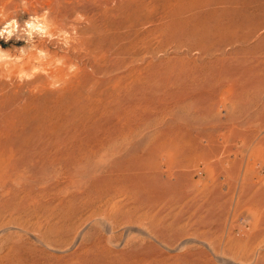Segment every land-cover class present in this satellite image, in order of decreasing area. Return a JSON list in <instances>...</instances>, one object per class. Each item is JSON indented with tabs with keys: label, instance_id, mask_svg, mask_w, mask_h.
Here are the masks:
<instances>
[{
	"label": "rangeland",
	"instance_id": "374dc122",
	"mask_svg": "<svg viewBox=\"0 0 264 264\" xmlns=\"http://www.w3.org/2000/svg\"><path fill=\"white\" fill-rule=\"evenodd\" d=\"M129 1L0 0L49 12L0 38L26 54L0 59V264H264V0L212 4L189 50Z\"/></svg>",
	"mask_w": 264,
	"mask_h": 264
},
{
	"label": "bare ground",
	"instance_id": "6f19581e",
	"mask_svg": "<svg viewBox=\"0 0 264 264\" xmlns=\"http://www.w3.org/2000/svg\"><path fill=\"white\" fill-rule=\"evenodd\" d=\"M131 2L133 1V0H130ZM129 1V2H130ZM141 1H143V0H141ZM140 1V2H141ZM227 0H148V4H153L154 6L153 7H151V8H149V10H156V8H157V10L159 9L158 8V6H162L163 8H161L163 11H161L162 12V18H164V24H162V25H159V26H156V28H155V31L157 32H159L160 34H159V36H163V37H165V38H169L170 40H172V42H173V46L174 47H177V48H179V46H181V47H183L184 46V44H183V42H182V38L181 37H185V36H188V35H190V34H198L196 31H197V29H199V26L200 25H202L201 26V28L200 29H203V30H209V28H207L208 27V25L206 24V20H208V19H211V21H212V23H214V24H219V21H220V16H221V14L223 13L222 12V9H220V6H216L215 7V5H217V3H224V2H226ZM125 2V1H124ZM123 2V3H124ZM127 2V1H126ZM128 2V3H129ZM138 2V1H137ZM139 2V3H140ZM145 2V1H144ZM212 4H215L213 7H211V8H209ZM125 6L126 5H128L127 3L126 4H124ZM125 6H124V8H125ZM147 6H149V5H147V4H143L142 2H141V4L139 5H137V9L139 10V12L138 13H140V18L141 19H148V20H150V21H152V17H150V15L148 14H144V15H141V11H142V9L144 8V11L143 12H145V8H147ZM151 6V5H150ZM149 6V7H150ZM132 7V6H131ZM134 7V6H133ZM132 7V8H133ZM202 7H206L207 9L206 10H202L201 8ZM131 8V9H132ZM136 7H134V9H135ZM118 9V8H117ZM116 9V10H117ZM119 9H121L120 8V6H119ZM148 9V8H147ZM201 9V10H200ZM127 10H128V7H127ZM119 10H117V12H118ZM121 11H122V9H121ZM124 11V10H123ZM126 11V10H125ZM147 12H148V10H146ZM107 12V11H106ZM130 12V11H129ZM125 13H127V12H125ZM133 13H134V11H133ZM137 13V14H138ZM123 14V13H122ZM121 14V16H123ZM137 14H136V16H132V21L134 20V18L135 17H139V15L137 16ZM151 14H153V13H151ZM156 14V13H155ZM158 14V13H157ZM160 14V13H159ZM124 15H126V14H124ZM134 15V14H133ZM118 16H120V15H118ZM160 16V15H159ZM127 17V16H126ZM159 19V18H158ZM126 20V19H125ZM130 20V19H129ZM132 21H131V23H132ZM129 22V21H128ZM134 22V21H133ZM142 22V21H141ZM162 22V21H161ZM126 23V22H125ZM124 23V24H125ZM143 23V22H142ZM211 23V24H212ZM120 24V23H119ZM148 24V23H147ZM150 24V23H149ZM118 25V24H117ZM128 26L130 25V24H127ZM132 25H133V23H132ZM113 26V25H112ZM123 26V25H122ZM126 26V25H125ZM128 26H126V27H128ZM138 26V25H137ZM140 26V25H139ZM211 26V25H210ZM262 26V25H261ZM131 27V26H130ZM112 28V27H111ZM121 28V27H120ZM124 28V27H123ZM132 28V27H131ZM130 28V29H131ZM134 28V27H133ZM138 28V27H137ZM65 29V28H64ZM102 29V28H101ZM100 29V30H101ZM106 29V28H105ZM129 29V28H128ZM213 29H214V26H213ZM217 30L219 29V27H217L216 28ZM94 30V29H93ZM118 30H120V29H118ZM111 31V30H110ZM113 31V30H112ZM124 31V30H123ZM125 31H127V30H125ZM86 32V31H85ZM131 32V31H130ZM135 33H136V31H134ZM111 33V32H110ZM116 33V32H115ZM118 33V32H117ZM121 33V32H120ZM138 33H139V30H138ZM88 34V33H87ZM97 34H98V32H97ZM113 33H111L110 35H112ZM123 34V33H122ZM124 34H126V32L124 33ZM132 34V33H131ZM82 35V34H81ZM127 35H128V33H127ZM136 35V34H135ZM138 35V34H137ZM155 35H157V33L155 34ZM91 36V35H90ZM102 36V35H101ZM115 35H113V37H114ZM123 37H124V35H122ZM122 36H120V37H122ZM134 36V35H133ZM159 36H157V37H159ZM78 37H80V36H78ZM88 37V36H87ZM125 37H127L126 35H125ZM69 38V37H68ZM84 38H85V35L83 36V40H84ZM91 38V37H90ZM97 38V37H96ZM103 38H106V36L105 37H103ZM116 38V37H115ZM128 38H129V36H128ZM128 38H125V39H128ZM86 39V38H85ZM88 39V38H87ZM102 39V38H101ZM124 39V38H123ZM159 39V38H158ZM163 39V38H162ZM76 40V39H75ZM80 40H81V38H80ZM80 40H77V42L78 41H80ZM107 40V39H106ZM111 40V39H110ZM115 40V39H114ZM117 40V39H116ZM119 40H122V39H119L118 38V41ZM169 40V41H170ZM77 42H74L75 44L77 43ZM86 42V41H85ZM89 42V41H88ZM87 42V43H88ZM90 42H92V41H90ZM96 42V41H95ZM107 42H109V40L107 41ZM114 42V41H113ZM123 42V41H122ZM168 42V41H167ZM185 42V41H184ZM86 43V44H87ZM97 43V42H96ZM99 43V42H98ZM110 43V42H109ZM119 43V42H118ZM124 43V42H123ZM131 43V42H130ZM86 44H84V45H86ZM91 44H93L94 45V43L92 42ZM114 44V43H113ZM139 44H141V42L139 43ZM104 46H105V44H103ZM117 45V44H116ZM124 45V44H123ZM127 45V44H126ZM125 45V46H126ZM80 46V45H79ZM89 46V45H88ZM91 46V45H90ZM98 46V45H97ZM103 46V47H104ZM107 46V45H106ZM119 46V45H118ZM128 46V45H127ZM126 46V47H127ZM138 46V45H137ZM140 46V45H139ZM72 47H73V45H72ZM116 47V46H115ZM130 47H131V45H130ZM136 47V46H135ZM141 47V46H140ZM140 47H139V49H140ZM185 48H187L188 50L189 49H193L194 48V46H191V45H187V46H184ZM74 48L76 49V47H75V45H74ZM95 48H96V46H95ZM94 48V49H95ZM112 48H114V47H112ZM118 48V47H117ZM122 48V47H121ZM125 47H123V49H124ZM97 49H101V48H97ZM104 49V48H103ZM109 49V48H108ZM116 49V48H115ZM120 49V48H119ZM127 49H128V47H127ZM133 49H134V47H133ZM105 50H107V49H105ZM110 50V49H109ZM195 50V49H194ZM89 51H91V49L89 50ZM94 51V50H93ZM96 51V50H95ZM111 51V50H110ZM128 51L129 50H127L126 52L128 53ZM133 51V50H132ZM84 52V51H83ZM88 52V51H87ZM112 52V51H111ZM118 52V51H117ZM119 52H124V50L122 51V49H121V51H119ZM135 52V51H134ZM76 53V52H75ZM78 53V52H77ZM92 53V52H91ZM100 53H101V51H100ZM102 53H104V51L102 52ZM109 53V52H108ZM125 53V52H124ZM130 53H132V52H130ZM141 53V52H140ZM114 54V53H113ZM93 55H95V54H93ZM97 55V54H96ZM105 55V54H104ZM115 55H117V53L115 54ZM120 55V54H119ZM127 55H129V54H127ZM132 55V54H131ZM138 55V54H137ZM102 56V55H101ZM108 56H110V54H108ZM126 56V55H125ZM94 57V56H93ZM100 57V56H99ZM105 57V56H104ZM120 57V56H119ZM89 58V57H88ZM109 58V57H108ZM113 60L115 59L113 56L111 57ZM123 58V57H122ZM94 59V58H93ZM98 59V58H97ZM103 59H105V58H103ZM103 59H102V61H103ZM119 59H121V58H119ZM106 60V59H105ZM110 60V59H109ZM92 61V60H91ZM98 61V60H97ZM108 60H106V61H104V62H107ZM111 61V60H110ZM115 61H117V60H115ZM115 61H111V62H115ZM104 62L102 63V64H104ZM109 62V61H108ZM121 63L122 62V60H121V62L120 61H117V63ZM126 62V61H125ZM94 63V62H93ZM101 63V62H100ZM116 63V62H115ZM116 63V64H117ZM118 63V65H120ZM108 64V63H107ZM110 64V63H109ZM115 64V65H116ZM125 64V63H124ZM91 65V64H90ZM95 65V64H94ZM93 65V66H94ZM114 65V64H113ZM44 66V65H43ZM96 66V65H95ZM121 66H122V64H121ZM124 66V65H123ZM119 67V66H118ZM48 75V74H47ZM49 75H50V73H49Z\"/></svg>",
	"mask_w": 264,
	"mask_h": 264
},
{
	"label": "clouds",
	"instance_id": "9594fccd",
	"mask_svg": "<svg viewBox=\"0 0 264 264\" xmlns=\"http://www.w3.org/2000/svg\"><path fill=\"white\" fill-rule=\"evenodd\" d=\"M21 4L26 8L27 7V0H21ZM48 13H49L48 10H45L42 15L30 16V18L27 21L23 22V26H21V23L18 22L16 17H13L12 19L9 20L7 18V15L5 14L4 10L0 9V21H6L2 25H0V38H4L5 40H8L18 30L20 32H26L29 37H31L34 32H38L41 35H49V33L47 32L48 24H47V21L45 19L48 16ZM76 19L79 21H83L85 19V17L82 14L77 13ZM73 33H75V30H73ZM61 35L64 37V42H65V45L67 46L68 37H69L68 32H63V33H61ZM20 51H21V56L17 57L16 60L13 61L12 58L9 57L7 54H3L2 49H0V59H2L4 61L2 66L11 72V70L16 65H18L16 62L19 61L20 59H23L24 56L26 55L24 53L23 49H21ZM29 51H32V49H30ZM44 55H45V53H43V52L39 53L40 57H44ZM39 62L40 61L38 60L37 63H39ZM55 63L57 66H60L64 62H63V60L58 59V60H56ZM49 67H51V65H49ZM68 70H69V72H75L77 70V68L75 65H71V66H69ZM40 72H44L45 75L47 74L45 72V70L43 68H40V67H33L31 73L25 72L23 70V65H21V70L18 73V79L21 82L25 79L31 80L33 75H35L36 73H40ZM53 87L55 88V87H57V85L53 84Z\"/></svg>",
	"mask_w": 264,
	"mask_h": 264
}]
</instances>
